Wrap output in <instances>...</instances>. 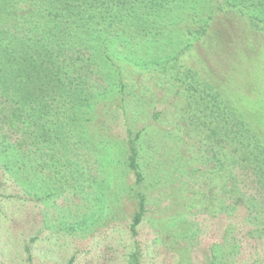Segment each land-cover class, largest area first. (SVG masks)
Returning a JSON list of instances; mask_svg holds the SVG:
<instances>
[{"label": "rangeland", "instance_id": "374dc122", "mask_svg": "<svg viewBox=\"0 0 264 264\" xmlns=\"http://www.w3.org/2000/svg\"><path fill=\"white\" fill-rule=\"evenodd\" d=\"M212 29L153 64L144 47L108 60L115 85L70 152L0 155V264H264L254 174L209 136L225 101L264 145V38Z\"/></svg>", "mask_w": 264, "mask_h": 264}, {"label": "trees", "instance_id": "16d2710c", "mask_svg": "<svg viewBox=\"0 0 264 264\" xmlns=\"http://www.w3.org/2000/svg\"><path fill=\"white\" fill-rule=\"evenodd\" d=\"M217 23L264 38V0H0V155L70 152L115 85L108 60L144 47L153 64L175 42L190 49ZM220 104L211 110L220 126L209 136L229 148L225 166L254 174L261 195L250 201L264 206V145L245 116ZM136 157L131 146L129 168L140 181ZM230 181L235 193L238 179ZM142 215L141 203L133 233Z\"/></svg>", "mask_w": 264, "mask_h": 264}]
</instances>
